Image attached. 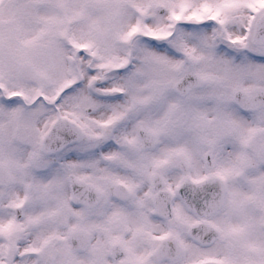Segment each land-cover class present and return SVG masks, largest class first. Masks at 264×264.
I'll return each instance as SVG.
<instances>
[{
    "label": "snow or ice",
    "instance_id": "snow-or-ice-1",
    "mask_svg": "<svg viewBox=\"0 0 264 264\" xmlns=\"http://www.w3.org/2000/svg\"><path fill=\"white\" fill-rule=\"evenodd\" d=\"M0 264H264V0H0Z\"/></svg>",
    "mask_w": 264,
    "mask_h": 264
}]
</instances>
